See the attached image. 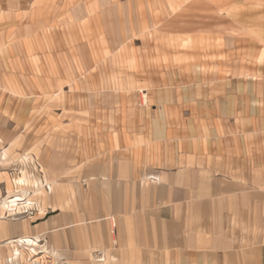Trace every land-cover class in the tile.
<instances>
[{
    "label": "crops",
    "instance_id": "0c3cea01",
    "mask_svg": "<svg viewBox=\"0 0 264 264\" xmlns=\"http://www.w3.org/2000/svg\"><path fill=\"white\" fill-rule=\"evenodd\" d=\"M75 1L0 24V155L48 181L0 240L62 264H264V0L214 36L177 35L162 0L75 24Z\"/></svg>",
    "mask_w": 264,
    "mask_h": 264
},
{
    "label": "rangeland",
    "instance_id": "374dc122",
    "mask_svg": "<svg viewBox=\"0 0 264 264\" xmlns=\"http://www.w3.org/2000/svg\"><path fill=\"white\" fill-rule=\"evenodd\" d=\"M162 1L163 3H160L158 7L164 12L173 13L172 20L176 23L177 35H180L181 32L192 31L194 36H214L219 33L221 28L217 23L229 21L228 6L233 3V0H225L224 8L217 9L211 4L207 6L202 0ZM243 1L248 7L251 4L260 3V1L263 2V0ZM34 2L35 0H0V24H28L29 20L26 18L19 20L16 19V16L27 15L32 10ZM64 2L66 5L67 0H59L57 3L62 6ZM75 4V10L85 11L84 14L81 13L77 17L75 24H122L124 21L122 15L127 9L130 11V17H133L132 20L136 21V16L139 14L137 12L142 14V11L145 10L146 0H76ZM72 9L64 13V24L71 23ZM0 116L7 118L8 110L1 109ZM7 130L8 124L1 123L0 134H6ZM23 172L32 180H43L45 184L48 182L41 179L39 170L30 160L26 162L23 161V157L8 155L3 158L0 155V224H6L10 228L21 225L25 220L29 224H34L38 214H44L42 212L46 208L45 198L48 194V187L44 186L39 191H34L32 183L28 185L21 181ZM4 205H10V209L4 208ZM19 246L12 242L6 245L3 240H0V264H62L47 253L45 247L38 246L35 248L36 252H33L25 245ZM18 248L22 253L21 256L14 254Z\"/></svg>",
    "mask_w": 264,
    "mask_h": 264
},
{
    "label": "bare ground",
    "instance_id": "6f19581e",
    "mask_svg": "<svg viewBox=\"0 0 264 264\" xmlns=\"http://www.w3.org/2000/svg\"><path fill=\"white\" fill-rule=\"evenodd\" d=\"M26 157V156H25ZM23 180L21 179V181L22 182H25V183H27L28 185L30 184V183H32L33 184V187H34V191H39L41 188H43L44 186L46 187L47 185H48V182H47V184H45V182L43 181V180H32V179H30L27 175H26V173L25 172H23ZM19 184V183H18ZM21 185H23V183H21ZM16 202H18V201H16ZM20 204V203H19ZM4 208H6V209H10V205H4ZM12 243H15V244H17L18 246H19V244H23V245H29V244H32V241L31 240H17V241H12ZM36 243V242H35ZM19 247H21V246H19ZM14 254H18L19 256H21L22 255V253H21V251H20V249L18 248V249H16L15 250V252H14Z\"/></svg>",
    "mask_w": 264,
    "mask_h": 264
}]
</instances>
